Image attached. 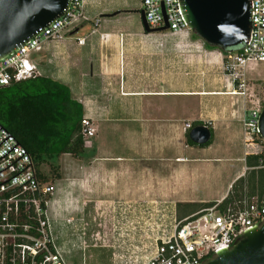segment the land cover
Masks as SVG:
<instances>
[{
	"label": "built area",
	"instance_id": "2783aa9c",
	"mask_svg": "<svg viewBox=\"0 0 264 264\" xmlns=\"http://www.w3.org/2000/svg\"><path fill=\"white\" fill-rule=\"evenodd\" d=\"M249 1V38L234 50H219L222 72L236 87L232 93L242 96L246 95V65L264 61V0ZM83 3L84 0H69L61 15L1 56L0 86L42 75L32 53L58 44L65 33L86 18ZM140 6L149 26L163 25L165 14L170 34L190 32L178 0H140ZM76 41L83 44L85 37L79 36ZM261 107L249 106L241 116L243 158L246 162L247 155H255L256 161L245 163L237 177L255 170L257 180L261 170L262 185L256 181L250 189L246 179L237 194L231 190L184 215L178 214L174 200H133L125 227L120 232L114 228L116 244H111L109 264H200L217 250L231 246L244 231L264 219V141L257 127ZM189 126V122L185 123L184 129ZM80 132L82 144L89 146L96 127L86 114L81 116ZM68 188V183L57 185L42 179L26 147L0 122V264H74L69 259L73 250L82 256L78 264H87L84 251L91 245L85 238L83 217L64 220L58 214L62 199L71 195ZM78 222L80 228L76 226ZM94 234L98 237L99 231ZM91 244L105 245L96 241Z\"/></svg>",
	"mask_w": 264,
	"mask_h": 264
},
{
	"label": "crops",
	"instance_id": "0c3cea01",
	"mask_svg": "<svg viewBox=\"0 0 264 264\" xmlns=\"http://www.w3.org/2000/svg\"><path fill=\"white\" fill-rule=\"evenodd\" d=\"M140 11V0H84L86 18L58 44L41 50L42 57L36 59L41 76L67 86L72 98L81 104L82 115H88L96 127L90 145H83L79 155L64 152L57 160L62 184L68 183V189L83 184L84 196L92 185L150 184L149 165L142 163L136 168L131 160L148 159L144 152L151 151V138L160 142L167 135L168 123L172 122L162 115L166 109L160 107L162 100L158 99L199 93L183 91L182 50L178 46L182 41L168 38L180 34L147 31ZM79 36L85 37L83 44L77 43ZM234 85L225 92L236 94L232 93ZM236 95L244 101L245 96ZM151 104L159 105L160 113H150ZM108 137L112 141H107ZM130 188L125 193L121 190V195L131 193ZM112 191L98 188L101 195L96 200H108L120 193V189Z\"/></svg>",
	"mask_w": 264,
	"mask_h": 264
},
{
	"label": "rangeland",
	"instance_id": "374dc122",
	"mask_svg": "<svg viewBox=\"0 0 264 264\" xmlns=\"http://www.w3.org/2000/svg\"><path fill=\"white\" fill-rule=\"evenodd\" d=\"M189 33L187 37L180 34L168 38L174 37L182 41L178 46L182 50L183 91L198 90L199 93L188 92L178 97L164 95L157 98L162 100L159 102L160 107L164 106L166 109L165 114H161L165 115L168 122H172L168 123L167 135L161 138L160 142H156L154 137L151 138V151L144 152L149 156L148 159L131 160L136 168L142 163L149 165L151 183L131 186L92 185L87 187L90 191H85L87 196H84V185L80 183L72 185L71 197L62 199L58 210L60 217L64 220L71 216L83 217L85 238L91 245L84 251L83 257L87 264H109L111 244H116L114 228L117 227L116 231L120 232L125 227L129 218V204L133 200V203H137L148 197L150 200L170 199L176 203L181 202L185 204L181 205V214L184 215L198 209L205 202H214L227 191L234 190L240 179L244 181L243 184L246 183L248 173L237 177L242 173L246 163L243 158L244 133L241 116L249 106L264 104V61L249 62L246 65L247 86L242 101L241 96L225 92L232 89V81L222 72L219 49L207 47L196 34L191 31ZM32 56L40 60L42 51L33 52ZM170 58L168 50V60ZM196 70L197 74L194 73ZM195 82H198V86L194 85ZM159 105L151 104L153 110L151 109L150 113H158ZM194 120H201L202 124L213 128L214 137L210 145H190L186 141L184 125ZM107 141H112V137H108ZM106 145L109 146V143ZM135 154V157L142 155ZM56 160L58 158L55 162ZM41 168L50 181L62 185V178L51 174L47 164H42ZM135 171L137 173L138 170ZM129 187L134 194L121 195V190L125 193ZM98 188L99 190L112 188L113 193L120 189V193L108 200L97 201L96 197L101 195ZM79 222L76 226L80 228ZM70 231H73L72 228ZM96 231H99L98 237H95ZM95 241L105 245L92 246L91 243ZM81 257V254L73 250L69 259L72 263L78 264Z\"/></svg>",
	"mask_w": 264,
	"mask_h": 264
},
{
	"label": "water",
	"instance_id": "95a60500",
	"mask_svg": "<svg viewBox=\"0 0 264 264\" xmlns=\"http://www.w3.org/2000/svg\"><path fill=\"white\" fill-rule=\"evenodd\" d=\"M183 20L191 32L206 44L230 50L249 38V0H178ZM69 0H0V57L13 51L39 27L61 15ZM164 13V7L162 6ZM141 17L147 31L166 30L164 24L149 26L144 10ZM258 132L264 141V104L258 115ZM195 144L208 142L212 131L206 124L189 129ZM200 264H264V219L244 231L234 243L214 252Z\"/></svg>",
	"mask_w": 264,
	"mask_h": 264
},
{
	"label": "trees",
	"instance_id": "16d2710c",
	"mask_svg": "<svg viewBox=\"0 0 264 264\" xmlns=\"http://www.w3.org/2000/svg\"><path fill=\"white\" fill-rule=\"evenodd\" d=\"M204 44L211 49L217 48L205 42ZM81 116V104L72 98L67 86L52 78L35 76L0 86V122L26 147L42 179H48V175L41 168L42 164L49 166L51 174L59 176L58 162L55 159L64 152L73 155L82 152ZM196 124H202V121H192L185 130L186 141L190 145H198L188 136L189 129ZM208 126L212 131V127ZM212 141L213 131L211 139L199 146H208ZM255 161V155L246 156L247 164ZM255 175V170L248 173L247 185L250 189L254 188L256 181L260 186L263 183L261 170L257 180ZM243 182L240 179L236 184V194L243 187ZM211 203L213 202H205L200 207ZM181 205L185 204L177 203L179 215H183Z\"/></svg>",
	"mask_w": 264,
	"mask_h": 264
}]
</instances>
